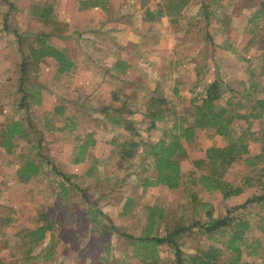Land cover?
<instances>
[{
	"label": "trees",
	"instance_id": "1",
	"mask_svg": "<svg viewBox=\"0 0 264 264\" xmlns=\"http://www.w3.org/2000/svg\"><path fill=\"white\" fill-rule=\"evenodd\" d=\"M105 1L81 0V6L101 4L100 2ZM185 1L188 0L166 1L170 23L178 18L177 15L180 14ZM221 1L202 0L198 13L203 14L207 29L216 15L210 4L216 2L220 11L223 8ZM226 3L233 5V0H226ZM31 8L30 13L42 21L43 27L36 31L14 30L18 42V57L9 67L11 72H17L14 90L19 91L20 97L16 106L19 110L23 109L24 115L7 118L2 123L0 145L9 154L16 153L17 150L21 152L17 156L18 161L12 162L17 181L28 182L47 177V184L56 188V195L69 198L72 191L79 192L82 204L79 206V212L77 210L75 213H64L61 216L50 212L46 214L45 205H42L38 222L34 226L25 227L22 240H19L21 252L8 251L7 256L11 258L18 255L25 264H56L53 263L55 247L59 238L68 239V226H71L78 243L76 261L79 263V258H82L83 264H110V259H115V255L111 253V247H114L113 232L119 239V251L123 249L121 246L132 244L130 253L126 252L115 264H157L161 259L159 245L162 244L173 250L174 264H264V0L252 4L251 10L244 15V30L250 34L245 43V50L254 43L259 44L255 47L253 55L239 53L241 59L246 61L244 67L247 77L233 79L229 73H222V63L219 59V62L213 64V77L204 79V74L209 69L208 58L203 56L200 60L199 56L185 48L176 47L173 68L178 75L173 84L169 83L168 88L178 98L185 97L181 83L185 87V80L190 76L185 71L189 68L195 73L193 82L188 87V102L191 107L188 111L177 109L174 100H168L164 96L162 85L167 80L165 77H157L152 85L144 87L141 91L137 85H134V90L131 91L123 89L121 96L113 95L114 99L120 100L121 103L106 106V121L122 130L115 129L118 132L111 137L110 142L116 146V154L121 160L137 157L135 160L142 170V173L137 171V178L140 180L138 183L144 187L162 184L171 189L182 186L184 191L188 192V204L190 203L192 208L189 221L185 219L184 213L180 212L171 225L170 221L165 219L166 207L163 203H142L137 197L125 195L120 200L121 205L120 201L116 204L117 214L119 217L135 215L134 222L140 225L137 234L128 229H118L112 215L103 208L107 197L116 187H111L106 193L96 197H90L85 187L75 181V174L64 171L55 157L44 151L47 145L42 138V127L35 128V117L30 111L40 103L38 87L41 83L35 79L38 62L44 56H51L56 61L59 73L73 72L76 65L68 47L56 45L50 40L53 34L51 30L61 25L53 17V5L38 1L37 4L33 3ZM223 11H220L222 16L217 17L220 21L218 26L221 27L218 29L224 32L230 29V20L228 11ZM163 14L164 10L162 12L160 6L155 10L146 6L143 11V17L147 20H156ZM7 20L8 16L5 15L6 26ZM206 35L213 38L214 34L208 30ZM229 46L235 50L231 41L228 42L227 47ZM255 62L258 63V71L255 69ZM94 64L101 68L104 66L99 62ZM187 64L190 67H185ZM114 66L123 71L128 68V63L116 59ZM133 91H137L140 96H135ZM64 111L63 105H56L52 115L44 117L43 126L46 128L49 123L54 122L53 113L61 116ZM74 116L66 118L63 130L74 129ZM198 127L212 129V133L220 136L223 143H212L205 148L204 156L194 157L193 168L187 176L192 181L190 186H185L181 161L188 157V153L183 141H192ZM153 129L159 131L158 136H152L150 132ZM19 137L25 138L27 142L16 148L14 139ZM255 141L259 142L260 146L258 150L252 151L250 143ZM95 143L94 132L86 131L74 145L72 162H83L90 158V165L85 169L88 175L96 172L95 167L99 162L89 150ZM236 160H242L248 172L243 174L238 184H233L226 178V173ZM53 174L58 175L59 179H53ZM251 187H256V190L243 202L229 206L223 214L217 215L213 214L212 202L203 200L198 195L199 191H215L219 192L224 200ZM12 221L10 215H0V229L10 225ZM80 222L83 224L81 232L77 229ZM194 227L198 235H206L211 241L198 239L200 236L193 233ZM57 230L64 231H61V237H57ZM190 237H195L196 241L193 251L185 254L182 248ZM43 242V247L34 252V247ZM93 242L97 247L91 245ZM3 256H0V264H6L8 261L9 257ZM129 257H136L137 262L129 263ZM9 264L15 263L12 260Z\"/></svg>",
	"mask_w": 264,
	"mask_h": 264
},
{
	"label": "rangeland",
	"instance_id": "2",
	"mask_svg": "<svg viewBox=\"0 0 264 264\" xmlns=\"http://www.w3.org/2000/svg\"><path fill=\"white\" fill-rule=\"evenodd\" d=\"M27 1L28 0H0V19L2 17V13L6 14L8 16V24L12 25L13 27H17L20 31H28L31 28L40 29L41 27H43V23L38 22L40 21L39 18L31 17L33 15L30 13V9H32L30 7V3L32 2L37 4L38 1L48 3L52 0H30L29 4H27ZM166 1L167 0L109 1V8L112 13L115 10H119L118 17H121L120 14H124L126 16L125 19L127 21H130V23L134 25L136 31H134V33L136 35V39H138L135 40L134 43L136 44L138 43L137 41H140L141 45L145 44L144 47H140L141 50L139 53H137L138 56L136 57V60H134L133 71L129 73L127 77V79L129 80H126L123 83L122 81H115L113 85L116 86L123 84L126 87H130L137 84V87H140L141 91L143 87L139 86V84L141 83L142 85V81H149L151 78L163 76L167 79L162 85L164 96L168 100L173 99L176 108L182 109L186 112L191 108L188 102L190 96L188 87L192 84L195 73L189 70V68H187V70L185 71V73H189L190 75H187V77L189 76V79L185 80L184 78L185 87H183V84L181 83L182 93L185 95V97L183 96V98H178L176 95H173L171 89L168 88V85L169 83L173 82L178 73L173 68L176 54H171L170 49L176 44L178 48H185L188 52L199 56L200 60L203 56H206L209 61V69L204 74V79H211L213 77L215 73L213 64L215 62H219V59H221L222 63V66H220V71H222V73H229L231 75L230 78L233 79H239L243 76L247 77L248 74L244 67L246 61L244 62L243 59H241L239 53L245 52L248 55H253L255 47L259 44L257 43L256 45L254 43L253 45H251V47H248L245 50V43L250 34L246 32V30H244V27L246 26L244 15H246L247 11L251 10V5L258 4L259 0H233V5H228L226 3V0H222L220 3L222 4L221 8H223L220 11L224 12L223 9L227 10L229 13L228 20H230V29L224 32L218 29L221 28L218 26L220 25L218 17H221L222 14L219 11L220 6L216 2L210 4L211 9L214 10L216 15L213 16V23L207 29L204 25L206 20L204 19L203 14L201 13V15L200 12L198 13V9L201 5L202 0L185 1V4L180 9V14L177 15L178 18L171 23L168 18V12L166 11L168 10L165 6ZM146 6H149L154 10L158 9L160 6L162 8V12L164 10L165 14L161 15L160 18L157 19L158 21L147 20L143 17V11ZM27 7L28 12L27 10H25ZM71 18L76 21L79 20L78 16H76V18ZM0 23H2V20H0ZM59 23L61 24V28L60 26H55V28H53L51 31L56 30L60 32V30H65V28H68V24H65L64 22L62 23V21H60ZM208 30L214 34L213 38L206 35V31ZM10 32V34H8L7 32H2V36L0 39L2 41L0 42V44L3 45V41L10 40L15 42L14 47H16V34H14L12 31ZM22 34L24 33L22 32ZM126 37H128V35L123 34V39L129 40ZM226 37L227 40H225ZM77 38L78 37H76L75 40L71 39L73 41L72 51L74 53V57H77V55L79 56L80 54L83 57L86 53H93L98 57H100L101 54H104V48L87 47L88 52H86L81 45H84L85 43L81 42V44H79ZM229 41L233 43L235 50H233L231 46L227 47ZM120 44L124 46L122 42H120ZM10 55H14L13 49L11 51V47L0 46V73L3 72V70L7 66L11 67L12 63L8 60L10 58ZM171 56H174L172 62L169 61ZM17 57H15V59H17ZM11 58H13V56ZM254 64L255 69L258 71V63L255 62ZM185 67L190 66H188L187 64ZM93 69H91V71L93 70L94 73H97L96 67ZM12 77L16 78L17 72H14V76ZM50 80H48L47 78L45 83L51 84L53 81ZM131 80L134 82H131ZM262 80L264 81V76H262ZM68 82H62L60 86L61 90L56 88V93L61 94L60 96L53 94L52 92H48L45 104H43V106L41 107L35 108V115L39 114L38 116L40 123H38V125L41 127V125L43 124V113L52 115L51 108L53 107L54 103H64L65 101L69 102L70 100H73L76 95H78V98L77 100H75V102L83 104L80 105L82 111L81 115H79V113H77L76 111H72L71 109H69L64 117H71V114L74 113L77 115L76 122H78V124L81 122L83 123L88 117H93L91 115L97 117L95 132L96 136L100 140V145L96 146V148H93V154L96 153L97 155L102 157L103 162L100 164L104 165V167L101 166L104 169L102 168L100 172L96 171L93 174L88 175L85 169L88 167L89 162H72L74 149L71 150L72 152H69L70 147L72 146V144L69 143V140H71L73 135H76V133L78 132V130L76 129L75 131L64 129V131H62V135H60L61 133L59 131H57L59 132V134L55 133L56 129L45 130L44 136L48 142V150L44 149V151H48L47 153L49 154L51 153L64 171L74 173L75 181L78 183V185L85 187L90 197H96L103 192L106 193L109 188L116 187L115 191L110 193L107 197V202L103 204V208L104 210L108 211L110 215L114 216L115 225L120 230L128 229L136 234L140 230V225L134 222L135 215L119 217L117 214L118 210L116 204H118L122 197H124L125 195H132L134 197H137L141 200L142 203H152L153 201L163 203V205H165L166 207L165 219L167 220V222L170 221L171 225L172 222L180 214V212L184 213L185 219L189 221L192 216V208L191 204H188V192H185L182 186L171 189L162 184L144 187L140 183H138V181L140 180H138L137 178V171L142 173V170L135 160L137 157L121 160L117 156L116 146L112 143H109L108 140H105V138H110V134L112 131L110 126L103 121L104 117H100V114L98 112H95L93 109H91V107L94 105L99 106L103 101L102 98H96L97 96L95 97L94 95L90 96L92 91L87 94L83 91V89L81 91L75 90V92L74 90H72L73 92L71 91L69 95V93L67 94V92H65L66 90L63 86V84ZM108 91H111V89H107V92ZM18 92V90H14L13 92L10 91L7 96L2 97L4 101H0V126L7 118H15L24 114L23 109L19 110L16 106L17 100L20 97V93ZM84 93L85 95L89 96H85ZM102 96L104 95L102 94ZM136 96L139 97V93H137ZM55 121L59 122L60 124L63 123V120L58 117H55ZM159 125H161V123H159ZM51 126L52 125L48 127ZM212 131L213 130L209 128L198 127V129L196 130L195 141H183V144L188 153V157L181 161V171L185 176V178H183L185 181V186H190L192 181L191 178L187 177L191 169L193 168L192 160L194 159V157L201 156L204 153L203 151L205 150V148L211 142L215 141L212 137ZM79 132H82V130H80ZM150 133L155 137L159 135V131L154 129L151 130ZM1 141L2 133L0 132V144ZM217 141L219 142V144L223 143V139L221 137ZM26 142L27 140L23 137L15 138L14 146L18 148V146L24 145L26 144ZM75 143L76 140H74V144ZM259 146L260 143L257 141L250 143V148L252 151L258 150ZM20 153L21 152L17 150L16 153L13 152L9 154L0 145V215H10L13 218V221L10 225L3 226L0 229V256L4 255V258L9 257L7 258L8 261L6 262V264H9L12 260L15 264H25V261H22V259H20L21 257L18 258L17 255L12 256L11 258L10 256H7L8 251L15 253L21 252L19 243L22 240L24 229L25 227L34 226L38 222V219L41 216L42 205H45L44 207L47 210L46 214L50 212L61 216L64 213H75V211L77 210L79 212V206L82 204L81 198L78 194L79 192L72 191L73 193L69 198H62L56 195V188L54 189V186H52V191L51 185L49 186L47 184V177L41 179H32L28 182L17 181L15 179V172L12 166V162L18 161L17 156ZM96 168H100V166L98 165ZM247 172L248 168L245 166L243 161L236 160L228 169L226 178L233 184H238L243 174ZM52 176L55 180L59 179V176L56 174H53ZM193 188L196 189V187ZM255 190L256 187H251L241 195L229 197L228 199L224 200L221 198L219 192L215 191L211 193L199 191L198 195L201 199L209 200L212 202L213 214L217 215L223 214L226 211L227 207L234 206L243 202V200ZM140 217L142 218V216ZM253 221L254 220H252V223ZM82 225V222H80L77 227L80 232L83 227ZM70 227L71 226H68V239L70 238V243L68 242V240H66L59 246V250L57 249L56 253L54 254L55 261H53V263L83 264L81 263L82 258H79V263L78 261H76L78 259H76L74 262L75 256L76 258L78 257V252L73 253V249L75 248V244L73 241H75V237L74 230H72V228ZM195 228L196 227L193 228V233L195 235H198ZM61 231L57 230L56 235L60 236L62 233ZM112 239L114 247H111V253L115 255V259L111 258L109 263L115 264L126 252L131 251L132 244H128L125 247L121 246L123 249L119 251L120 246L118 247L119 249L117 248L119 239L114 232ZM198 239H208V241H211V238H207L206 235H201ZM195 241V237H190L188 239L187 244L182 248L185 254L191 253L193 251V245L195 244ZM94 244V242L91 243L92 246L97 247ZM43 245L44 242L43 244L40 243L39 245H37V247H34V252H38L43 247ZM159 254L161 259H159L157 264H174V261L172 260L173 250L170 247L166 246L165 244L159 245ZM92 258L93 262L94 257ZM128 262L136 263L137 258L129 257Z\"/></svg>",
	"mask_w": 264,
	"mask_h": 264
},
{
	"label": "crops",
	"instance_id": "3",
	"mask_svg": "<svg viewBox=\"0 0 264 264\" xmlns=\"http://www.w3.org/2000/svg\"><path fill=\"white\" fill-rule=\"evenodd\" d=\"M85 1L96 2L97 0H85ZM109 1L110 0H106L104 3L100 2L101 4L92 3V4L87 5L85 7L81 6L82 5L81 0H52L51 2H48V3H51L53 5V12H54L53 17H54V19L58 20L59 22L62 21V23L64 22L65 24H68V28H65V30H60V32H58L56 30L52 31L53 34L51 36V40L56 45L68 47L70 50L72 58L75 60V65H79V66H75L76 70L74 69L73 72L59 73V72H57L56 61L51 56H44L38 62V72L36 74L35 79L41 83V86L38 87L40 90V92H39V99H40L39 102L40 103L37 104L34 108H31L30 111L33 114V116L35 117L33 120L34 123L36 124L35 128L40 129L42 127L41 128L42 138L44 141L46 140L45 136H44V131L47 129H54V130L56 129L55 133L59 134V132H60L61 133L60 135H62V133H63L62 131H64L63 125H64V122L66 120V117H64V115L67 113V111H69V109H71L72 111H76L77 113H79V115H81V113H82L80 105H83V104L75 102V100H77V98H78V95H76L74 97V99L70 100L69 102L65 101L64 103L63 102L54 103L53 107L51 108V111H53V109L56 105H63L65 111H64V114H62L61 116L53 113L54 122L49 123L47 125V126L52 125L51 127L45 128L43 126L44 124H42L41 127L38 125V123H40L39 122V116H38L39 114L35 115V113H34L35 108L41 107V106H43V104H45L46 96L48 95V92H52L53 94L60 96L61 94L56 93V90H57L56 88L61 90L60 86H61L62 82H68L69 80L70 81L68 83L63 84V86L65 87V90H66L65 92H67V94L69 93V95H70V92L72 90H74V92H75V90L81 91L83 89V91L86 92L87 94L92 91L90 96L94 95L95 97L97 96L96 98H99V99L102 98V100H103L102 103H100L99 106H96V105L92 106L91 109H93L95 112H98L100 114V117H104L103 121L107 125H109L111 130H112L111 134H110V138L109 139L105 138V140H108L109 143H111L110 142L111 137H113V135L115 133H117L118 131H122L121 128L114 126L111 123L106 121V118L104 116L105 108L109 104H112L114 106L117 104L119 105L121 103L120 100L118 101L117 99H114V97H113L114 94L116 96H121V91L123 89L125 91L134 90V89H132V88H134L133 86L126 87L123 84L114 86L113 84L115 81H122V83H123L124 81L129 80V79H127V77L129 75V73H131L133 71L134 60H136V57L138 56L137 53L140 52V50H141L140 47H144L145 44L141 45L140 41H137L138 42V43H136L137 45L134 43L135 40H138V39H136V35L134 33V31H135L134 25L132 23H130V21H127L125 19L126 16L124 14H120L121 17H118L119 16V10H115L112 13V11H110V8H109ZM27 2H28L27 4H29L30 0H28ZM40 3H43V1H40ZM32 4L33 3L31 2L30 7ZM25 10H27V12H28V7ZM130 13H131V11H130ZM5 15L6 14L2 13V17L0 19V20H2V23H0V39L2 36L1 35L2 32H7L8 34H10L11 33L10 31H12L13 33H14V30L20 31L18 28L13 27L12 25H9V24L7 26L4 25V16ZM76 16L79 17L78 21L71 18V17L76 18ZM31 17H34V16H31ZM154 21H158V20L156 19ZM38 22L41 23L42 21L40 20ZM126 27H127V29H126ZM30 30L36 31L39 29H32L31 28ZM123 34L128 35V37H126V38L129 40H124ZM129 34H131V35H129ZM76 37H78L77 40H78L79 44H81V42L85 43L84 45L83 44H81V45L83 46V48L86 52H88L87 47L104 48L105 49V51L103 52L104 54H101L100 57H98L97 55H94L93 53H88V54L86 53L83 57L81 56V54L79 56L77 55V57H74V53L72 51V46H73L72 42L73 41L71 39L75 40ZM130 39H132V40H130ZM1 41L2 40H0V42ZM120 42H122L124 44V46H122L120 44ZM16 44H17L16 47H14L15 42L10 41V40L3 41V45L0 44V46L11 47V51L13 49V53L15 56L10 55V58L8 59L9 62H11V63L15 60V57H17V55H18V51H17L18 42H16ZM176 47H177V45L175 44V46L170 49L171 54H175L174 49ZM12 56H13V58H11ZM173 58H174V56H171L169 61L172 62ZM116 59H122V60L126 61L128 63V68L124 69L123 71H120L119 69L115 68L114 64H115ZM96 62H99L101 65H104V66L102 68L97 67L96 64H94ZM95 67H96L97 73L93 72V70H94L93 68H95ZM91 69H93V70L91 71ZM12 76H14V72L9 71L8 66L3 70V72L0 73V101H4V99L2 97L7 96L8 93H10V91L11 92L14 91L15 82H14V77H12ZM160 77L162 79H164L163 76H160ZM47 78H48V80L51 79L50 81H53L54 83L52 82L51 84L50 83L46 84L45 81ZM131 79H132V77H131ZM155 79H156V77L151 78L152 82H150L151 80L150 81L146 80L148 82L142 81L141 87L144 88L148 85L149 86L152 85V83ZM131 82H134V81L131 80ZM135 85H137V84H135ZM107 89H111V91L107 92ZM137 91H133L135 96L137 95ZM102 94L104 96H102ZM84 95H85V93H84ZM85 96H89V95H85ZM48 109H50V108H48ZM42 116L44 119L45 116L48 117L50 115L43 113ZM71 116H74V118H75V122H74L75 127L73 130H69V129L68 130L69 131H75V129H76V130H78V132L76 133V135H73L71 140H69L70 141L69 143H71L73 146V145H75L74 140L80 139L86 133V131H93L94 137L96 138V143L94 145H91L89 147V150L91 152V155L96 157L99 160L96 167L99 165L100 168L95 167V171H97V170L101 171L102 168L104 167L103 164H100L103 162V159H102V157H100L96 153L93 154V150H94L93 148H96V146L100 145V140L96 136V132H95V130H96L95 125L97 122V119H96L97 117H95L94 115H91L93 117H88L83 123L81 122L78 124V122H76L77 115L72 113ZM55 117L61 118L63 120V123L60 124L59 122L55 121ZM68 117H70V116H68ZM35 120H36V122H35ZM115 129H118V131ZM197 129L198 128H196V130ZM80 130H82V132H79ZM57 131H59V132H57ZM212 137L215 141L211 142L209 145H211L212 143L220 145L219 142L217 141L220 138V136L213 134ZM195 140H196V138L194 137V139L192 141H195ZM45 142L47 145L48 144L47 140ZM72 146L70 147L69 152H72L71 150L74 149V146H73V148H72ZM44 149L48 150V146H46ZM46 152H48V151H46ZM203 152H205V150ZM201 156H204V153ZM86 162H89V165H90V158L86 159L83 162H78V163H86ZM101 166H103V167H101ZM242 193H244V192H242ZM242 193H240L238 195H241ZM235 196H237V195H235ZM231 197H233V196H231ZM121 203H122V201H120L119 205H121ZM112 217L114 219L113 215H112ZM130 222H131V220H130ZM57 237H61V235L57 236ZM74 237H75V234H74ZM66 240H68V242H69L70 238L66 239ZM66 240L63 238H59L57 245L55 247L54 254L56 253L57 249L59 250V246L61 244H63L64 241H66ZM75 240H76V238H75ZM73 242L75 244V248L73 249L74 250L73 253H75L76 252V245L78 243L76 241H73ZM17 257H18V255H17ZM54 258H55V255H54ZM54 258H53V261H55ZM76 259L77 258L75 256L74 262Z\"/></svg>",
	"mask_w": 264,
	"mask_h": 264
}]
</instances>
